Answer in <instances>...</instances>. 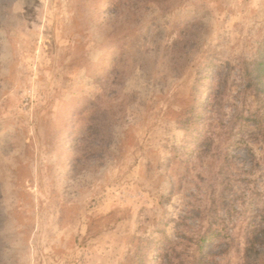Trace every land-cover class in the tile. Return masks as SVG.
Returning a JSON list of instances; mask_svg holds the SVG:
<instances>
[{"label": "rangeland", "instance_id": "obj_1", "mask_svg": "<svg viewBox=\"0 0 264 264\" xmlns=\"http://www.w3.org/2000/svg\"><path fill=\"white\" fill-rule=\"evenodd\" d=\"M263 41L264 0H0V264H258Z\"/></svg>", "mask_w": 264, "mask_h": 264}, {"label": "trees", "instance_id": "obj_2", "mask_svg": "<svg viewBox=\"0 0 264 264\" xmlns=\"http://www.w3.org/2000/svg\"><path fill=\"white\" fill-rule=\"evenodd\" d=\"M260 51H261V54L264 53V41L262 42L261 44V47H260ZM255 69L259 70V73H257V77H259V81L258 84H262L264 86V58H260L258 59V61L255 62ZM264 91V90H263ZM262 91V92H263ZM262 92L259 93V95L261 96L260 99L262 101V105H261V110L258 111L256 113V117H253L255 118V120L257 121V124L255 126V132L256 133H259V132H263L264 133V97L262 98ZM214 236V234H213ZM206 234L205 235H200L198 237V239L195 241V244L198 246L197 247V263L198 264H207L208 261L205 260V258H209L210 257V254L206 253L205 252V248H206V245H205V241H206ZM260 240V235L256 232V230L252 233H249V237H248V241H247V253H246V259L245 260H250V257L253 256V261L257 262L258 264H262V260H263V263H264V259H263V255L264 253H261L259 252L258 254H261L260 257L258 258L257 255L254 256V253L252 252V250L250 249H256L255 248V244L258 243ZM256 257V258H255Z\"/></svg>", "mask_w": 264, "mask_h": 264}]
</instances>
